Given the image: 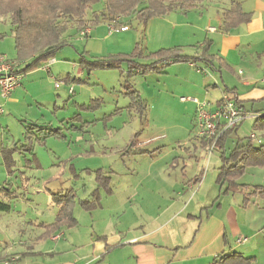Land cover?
Here are the masks:
<instances>
[{"label": "rangeland", "instance_id": "rangeland-1", "mask_svg": "<svg viewBox=\"0 0 264 264\" xmlns=\"http://www.w3.org/2000/svg\"><path fill=\"white\" fill-rule=\"evenodd\" d=\"M222 2L206 1L187 13L164 16L141 11L142 4L128 15H111V22L101 20L102 3L95 4L86 12L80 34L72 27L63 35L66 45L56 53L50 70L45 68L47 61L22 77L24 81L11 95L0 94V202L11 206L9 212L0 211V252L20 251L25 234L37 233L36 224L53 219L57 207L51 194L73 188L82 198L84 189H95L96 177L109 175L119 198L121 189L139 176L147 195L155 198L157 185L175 182L179 170L169 164L179 150L177 142L200 137L198 103L214 104L220 91L212 85L217 81L222 86L221 77L225 80L230 74L203 62L173 63L166 57L172 48L195 55L197 47L212 36L207 28L217 29L215 20L224 9ZM117 3L123 5L120 0ZM37 4L32 2L30 8ZM92 12H97L100 21L89 25L95 18ZM121 27L127 30L121 32ZM11 30L8 19L0 18V33H4L0 68L4 67L8 76H21L9 63L17 58ZM126 55L130 60L121 61ZM110 57L120 60L111 69L89 70L86 63ZM156 58L167 63H156ZM155 63L160 68L141 73ZM66 74L72 78L68 84L62 81ZM230 76L237 81L236 73ZM248 114L232 138L260 136V131L252 130L253 115ZM31 124L57 130L61 136L36 142V133L31 132L28 143L24 135ZM24 143H31V152L22 151ZM212 154L216 157L217 153ZM199 158L207 171V156ZM70 169H75L78 177L72 178ZM10 186L19 190L8 195ZM139 196L145 197L142 192ZM139 206L143 204L137 199L135 208L125 215L121 212L117 220L126 225L135 217L140 219L143 210ZM80 228L83 234L90 226L82 221Z\"/></svg>", "mask_w": 264, "mask_h": 264}, {"label": "crops", "instance_id": "crops-1", "mask_svg": "<svg viewBox=\"0 0 264 264\" xmlns=\"http://www.w3.org/2000/svg\"><path fill=\"white\" fill-rule=\"evenodd\" d=\"M239 2L243 12L250 15L247 23L223 33L218 13L217 29L207 28L212 35L206 39L210 41L207 54L219 60L213 61L212 69L217 67L238 77L237 81L230 75L225 80L221 77L220 87L215 81L212 87L219 89L220 97L214 104L207 102V110L214 111L223 96L236 97L239 107L251 113L254 122L256 116L264 114V0ZM222 3L221 8L228 7L227 1ZM90 34L91 29L86 37ZM201 45L191 56L200 52ZM53 63L49 68L55 65ZM62 81L68 84L72 78L66 74ZM240 125L231 134H235ZM260 132V136L253 134L252 145H264V130ZM248 140L229 135L214 146L210 138L202 137L177 142L179 150L174 153L169 168L179 170L178 177L174 183L157 185L155 198L147 195L139 176L131 186L121 189L119 198L109 175V192L97 189L95 183V189L91 192L84 189L79 198L80 194L71 188L76 198L72 209L76 226L44 233L42 225L51 224L55 213L50 222L36 224L37 233L25 234L20 251L0 252V264L9 260H14L15 264H212L218 255L230 253L252 258L254 264H264V199L250 195V190L225 192L226 184L217 182L220 168L226 163L224 160L237 145ZM213 152L217 153L216 157ZM203 156L209 161V164L206 161L207 171L202 169L203 158H199ZM69 173L72 178L78 177L75 169H70ZM236 183L264 188V167L247 168ZM96 189L98 207L89 211L79 206L78 201L90 200ZM18 190L10 186L7 194ZM141 192L145 197L139 196ZM14 198L17 197L11 200ZM137 199L143 204L139 206L143 210L142 216L138 215L140 219L135 217L126 225L121 219L117 220L121 212L125 215L127 210L135 208ZM76 208L80 209L79 213L74 212ZM82 221L90 226L83 234L80 232ZM241 239L244 241L238 243Z\"/></svg>", "mask_w": 264, "mask_h": 264}, {"label": "trees", "instance_id": "trees-1", "mask_svg": "<svg viewBox=\"0 0 264 264\" xmlns=\"http://www.w3.org/2000/svg\"><path fill=\"white\" fill-rule=\"evenodd\" d=\"M48 1L51 0H0V18H5L9 21L17 53V58L13 62L9 63H12V69L21 76H24L28 72L41 67L50 59H54L56 53L66 45L63 35L66 34V32H68L72 27H74L77 33L82 31L86 24V12L95 4L102 3L100 14L102 17L101 20L111 22L114 20L111 15L118 12L128 15L136 11V9H138L137 7L142 4H144V8H142L141 11L146 10L150 15L164 16L172 12L187 13L192 9L201 8L203 2H210L214 0H180L179 2L176 1L168 4H165L161 0H120L123 5H119V3L116 4L118 0ZM224 1L228 2V8L223 9L221 13V31L223 33H228L231 29L247 23L250 20V15L243 12L239 0ZM32 2L38 3V7L33 10L30 8ZM92 14L95 18L93 20H89V25H93L94 23L100 21L98 20L97 12H92ZM3 37L4 33H0V40ZM209 45L210 41H204L198 48L200 52H198L196 56L184 55L178 48H172L168 52V57L166 58L167 60L170 59L173 63L194 64L197 62H203L206 66L212 65L213 61L219 62V60H216L214 56H209L207 54ZM125 57L127 58H123L121 61L129 59L128 55ZM163 60V58H156V63L158 61L167 63ZM119 61V57H110L104 59H93L92 61H87L86 63L89 70L105 68L111 69L115 67L116 63ZM83 62L84 60L81 58L80 64L82 65ZM156 63L155 65H151L154 66L151 69L143 68L141 73L146 71L151 72L160 68L159 66H156ZM230 99L235 103L236 107L240 111H243L239 107L236 97H230ZM220 105L221 101H219V106ZM238 125L221 134L216 143L220 144L223 142L229 135H231ZM252 130H264V114L255 117L252 124ZM31 132L36 133V138L34 139L36 142H43L44 139L51 136H61L57 133V130L43 128L32 124L28 126L27 132L24 135L27 141L30 140L29 134H31ZM248 139L247 143L237 145L230 152L228 158L225 160L223 159L226 163L220 168L217 182L221 185L226 184L225 192L234 193L241 190H250V195L264 199V188L257 186L244 187L236 183L247 168L264 167V145H252V139ZM20 148L23 152H31L32 145L31 143H24L20 146ZM95 181L97 189L102 188L106 192L110 191L108 177L106 175L96 177ZM97 189L91 193L90 200L78 201L79 206L89 211L98 207L99 196L97 194ZM75 199L76 198L72 190L52 195L53 204H55L58 208L54 221L51 224L42 225L44 233H53L61 228H71L76 226V220L72 214ZM0 211L9 212L10 205L0 202ZM1 259L2 258H0V262ZM212 264H254V261L252 258L243 257L239 253H230L218 255L213 260Z\"/></svg>", "mask_w": 264, "mask_h": 264}, {"label": "built area", "instance_id": "built-area-1", "mask_svg": "<svg viewBox=\"0 0 264 264\" xmlns=\"http://www.w3.org/2000/svg\"><path fill=\"white\" fill-rule=\"evenodd\" d=\"M113 28H110L112 31ZM115 30V29H114ZM126 27H121L120 31H126ZM83 35V34H81ZM4 60L1 59V62ZM54 62V60H49L46 63L45 68L49 69V66ZM4 71L1 73V71ZM4 67L0 68V94L3 97L9 96V94L18 86L21 82L22 76H8ZM59 85L55 83V88H58ZM221 105L218 106L214 111H208L206 108L207 103H198V122H199V136L202 138L212 139V146L215 145L219 136L224 132L232 129L236 125L242 123L245 119L249 118V114L243 111H240L235 103L228 97L223 96L220 100ZM197 102V101H194ZM3 113V110L0 106V114ZM250 139L254 140V135L251 134ZM244 240L241 239L238 243H242ZM14 260H9L4 264H15Z\"/></svg>", "mask_w": 264, "mask_h": 264}]
</instances>
